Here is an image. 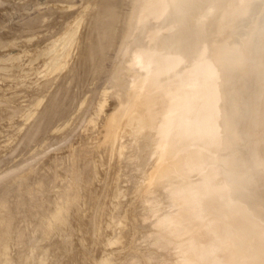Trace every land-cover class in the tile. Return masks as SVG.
Masks as SVG:
<instances>
[{
	"label": "rangeland",
	"instance_id": "rangeland-1",
	"mask_svg": "<svg viewBox=\"0 0 264 264\" xmlns=\"http://www.w3.org/2000/svg\"><path fill=\"white\" fill-rule=\"evenodd\" d=\"M158 1L157 0L156 1H154V0H0V212H2L4 214L3 215L1 213L0 215L6 216L5 217L6 220L4 219V221L6 222V225L4 224L5 222L3 221V219L0 216V220L2 221V223L0 222V224H4L5 229H6V230L2 229V228H4L2 226L0 227L3 230L2 231L0 229V235H1L0 236V244H2V243L5 244L6 241L9 240L10 242L9 241L8 242L11 243L9 245H12V246H10L12 248L9 249V251L12 250L11 256L9 255L10 253L5 251V250L8 251V249L5 248V246H9L8 244L3 245V249H5V250L0 249V251L3 252L2 255L7 254V255H9V257H11L10 259H12V260L7 261L6 260L7 255H3V257L1 255V257H0L1 261L0 262L5 260L6 263L11 264V262L13 261V257H15L17 261L14 258V260L16 262L14 261L15 263H13V264H18V262H19V264L20 263L26 264L27 261H29L28 264H33L34 262L36 263L37 260H39V261H37L39 264L43 261V259H41V257L42 256L44 257V255L46 254V253H42L43 251L48 253V255H45V257L49 256L51 258L50 259L49 257L48 258L46 257V259L47 260L49 259L50 262H46L45 264H83V263L89 264V262H91V260H92V262L94 260V262L99 264V261H101L102 259H103V263L101 262V264L108 263L107 260L109 261V264H110L113 262V259H115L114 262H116V259H118V258H123L124 263H122V264H141V262H140L141 257L140 256H143L142 259H145V258L148 259V262L146 259L144 260V262L147 264H192V262H194V257L188 256L186 250L182 249V246L180 247V243L183 244L184 241L189 240V238L191 239L192 235L191 236L188 235L187 233H189V232L182 233L183 231H181V232L179 231L178 233L171 234L172 233V226L169 223H171L173 221L172 216H176L175 214L173 215V213H175L174 209H175L176 203H178L177 201H175V198H173L174 193H173L172 186H166L168 188L164 187V189L162 187L153 186L152 187L153 193L152 192L151 193H142L138 190L139 185H141L143 183L142 181L145 180L143 175H145V174L147 175V173L151 170L150 167L151 168L153 167L152 165H154L156 157H155V154L150 152L151 149H150V147H148L151 144L150 140L149 139L145 140L141 136L142 132L140 133L141 130L139 129L140 124H139L138 120H135L133 118L129 119L130 117H133L132 114L134 112L132 113V110H130L128 113H126L128 109L123 107V105L125 106L126 103L128 104V102L126 101V97H127V93H128L127 89L128 88L130 89L131 87L136 86L138 84L137 81H140L138 79L139 76H141L143 74L142 75L143 77H148L149 75L147 76V74H150L152 71H154L156 66H158V65H160L162 67L164 66L162 71L160 70L158 78H156V79H158V81L163 80V81H161V83L166 82L167 84L164 83L166 85L162 86L164 84L160 85V82H158L159 84L157 83V91H155V89H154L153 93L157 92L156 94H158L159 93L158 90L161 87H163L164 89L163 88L162 89L165 90L166 87L169 85H170L169 87H171V86L174 87L176 85V82L174 83L173 82L174 80H172L173 77H175V78H173V79H175V81H176V77L180 78L181 76L182 77L180 79H182V78L188 79V77L191 73V71L188 72V70L190 68L189 66L191 63L190 59L194 58V56L196 57V59L200 58L202 63H200V62L199 63L202 65L203 68L206 69V72H204L202 69H198L200 76L206 75L205 76L206 79L216 83L215 84L216 88L214 89L215 98L213 97V99L216 101V104L219 105L221 112L217 113L220 110H218L219 107H216V109L212 110L208 121L206 123H204L205 124L204 128H201L202 125H200L201 123L199 122V124H197L196 127L188 129L189 131L185 130V131H187V132H185L186 134L183 132L182 138L187 139L188 141L189 140L192 141V138L196 139L197 136L202 137L201 132L203 130H206V133H208L209 131L212 132V133H210V136L215 133V135L212 136V137H215V143L208 145L205 143V141H203V142L198 141L196 143V145L194 144L192 146L195 149L198 148L197 149L198 151H195V149L191 147L195 151L196 155L200 157V163H199V166L197 168H194L195 171H197V172H195L194 169H192V170L190 169L189 171H186L184 173V175L187 177V179H190L193 182L199 181L203 188H204V186H206L205 187L206 196L208 197V195H210L212 200H214V199L217 200V201L214 200V204H219L218 203L219 198H221V201L224 204H226V201L224 200L225 198L226 199L228 198L229 201H231L232 199L233 200L235 199L234 201H240L239 203H243L244 206H250V209L254 204H261V203L257 202L256 200H253V197L250 196L251 194L249 193V190L247 188H245L241 182V178L243 175H242V168L239 165L238 155L243 150L241 149L240 141L238 139H236L237 138V135H236L237 131L234 134L233 133L234 131L232 130V127L235 125V122H236V119L234 117L236 115V113L234 110L238 106L236 107L235 104H233L231 108H233L234 110L233 109L230 110V108H229V105H231V103H233V102L236 103L235 99H236V95H237V93L235 94L234 89L231 90L232 88L229 86V84H231L234 80L237 82V80H236V76L235 75L232 76L233 74H232L231 70L228 69V68H230L229 66H231V65H229V64H231V61H230V63H228L229 57H227V58L225 57L228 55L231 44L233 43L234 38L236 36V32L239 31L241 26H242L241 25L242 19L250 17L252 12L254 11L253 6H257L256 2H255L256 0H227V2H223L222 6L220 5L222 3L220 1H226V0H218V1L217 0H214V1L213 0H189L188 3L185 2V4H187L188 7L185 4H182V6H180V4H177L182 0H180V1H177V0H175V1L170 0L169 1L168 0L169 2L172 3L171 5H170V3L163 5L162 3H164V2L160 3V1H162V0H158ZM163 1H165V3L168 2L167 0H163ZM85 2H86V4H85ZM156 2H157V4H160V7L166 6V7H163L165 10L163 8H160L162 11L159 10L156 6L157 5ZM180 3H182V2H180ZM217 3L219 5H217ZM173 4L176 5V8H174L173 11H175L177 9L181 10V7L185 8L182 11L184 16H182V17L180 16V15H182V13H180L179 10H177V11L180 13V15H176L177 11L171 12L170 9H167L170 7H175ZM100 5L102 7L104 5L105 8H103V9H106V7L107 8L108 7L114 8V12L116 14L117 19H116V23L114 24L115 28H114V35H113L112 39H111V37L108 38V41L105 39L107 43L109 42L108 47L106 46L108 49L105 47V49L103 50L104 54L102 53L101 54L102 56H100L101 58H99V60L97 61V60H95L97 57L96 56L92 57V55H88L87 50H89V49L85 50V48H88L91 46L90 44L93 43L91 41L95 40L93 38L97 39V35H95V37L91 35V34H95L96 30H98L93 25V22H95V19L97 17H101L103 19H106L105 17H109V16H107L108 14H106L107 11L106 10L103 11L102 8L99 7ZM168 5H170V6L168 7ZM150 6H152V7L155 6L156 8H154L153 10L151 8H149V9L145 8V7H150ZM219 6L222 7L224 9V11ZM94 7H95V9H100L101 13L99 11H96L94 9ZM209 7H210V9H209ZM143 8L145 10L149 11V13H150V14H148L149 17L151 16V18H152L153 17L152 15H155V19L154 18H152V19L159 21L156 24L153 20H151V21H153V24L155 23V25H157L158 27L162 26V28L164 27V29L166 28L165 26L168 25L167 29L169 32L167 30L165 31L164 29H162L165 31L164 32V31L160 30V28L158 29V27L155 28V25H152V24L150 25V22H149L150 18L148 17V15H146L147 17H144L145 14H143V12H141V11H144ZM203 8H205V10ZM215 8L218 11L214 12ZM91 9L94 10L93 14H96L95 16H97V17H95L94 15L93 16L95 18L91 17L92 15L89 16V14H91V13H89V11ZM92 10L90 12H92ZM171 10H172V8H171ZM158 11L160 13L161 12L166 13L167 18L164 16L165 15L164 13H162V15H161ZM97 12H99V16H98ZM204 13H205V15H203ZM225 13H226V15H225ZM242 13H244V14H242ZM142 14H143V16H142ZM156 14H160V15L157 16ZM170 14H172L173 16H171ZM85 15H88L89 19H88V16L86 17ZM103 15L105 17H103ZM169 16H171V18H168ZM176 16H180V17H178L179 21H177L175 19ZM213 16H216V17H213ZM219 16L221 17L220 19L218 18ZM85 17L87 18L86 19L87 23L85 22V19H84ZM159 17L163 18L162 21L164 20V22H160L161 18H159ZM146 18H147V20H146ZM183 18H185V19H183ZM231 18H232V20H230ZM91 19H93V22L91 21ZM88 20L90 23H88ZM107 20H108V18H107ZM170 20H172V22H170ZM181 20H183V21H181ZM143 21L144 22L146 21V22L144 23ZM177 22H179L183 26L179 25V23H177ZM181 22H183V23H181ZM146 23L150 27L155 28L154 29L155 34H156L155 35V43H153L154 39H152V36L154 34L153 31H149V33L148 32L145 33L142 31V29H144V31H146L145 28L147 29V27L144 28V26H143ZM89 24H91L92 27L89 26ZM162 24H165V26ZM170 24L173 25V27ZM177 24L179 25V27L178 26L176 27ZM212 24H214V25H212ZM214 26H215V28H214ZM87 27H90V28L87 29ZM150 27H148L149 30L151 29ZM169 28L171 31L169 30ZM176 28H178L181 31L177 30ZM229 28L231 29V31ZM86 30H88L91 34L89 35V32H87ZM91 30H92V32H91ZM211 30H213V31H211ZM85 31L87 33H85ZM141 31L143 32V34L141 33ZM161 31L164 34L163 36H166L165 41H163V42H161V40H162L161 38L157 39L158 34ZM229 31L232 33H230ZM137 32L140 33L141 35H144V37H146V42L141 41V37H140V35H138ZM167 32H168V35H166ZM176 33H179V34H176ZM84 34L87 37L84 38ZM134 34L139 36V38L137 36L138 41L136 40V38H134V36H135ZM145 34H149V35L152 34V36L149 37V39L151 38L152 41L149 40L147 38V35L145 36ZM170 34H173V36H171ZM187 34H189V35H187ZM159 36H161V35H159ZM163 36H161V37H163ZM168 36H170V37L168 38ZM87 38H89L91 40V41L89 39L86 40V42L89 41L90 44L85 43V39H87ZM133 38L135 39V41L137 43L140 41V42H144L146 44L148 43L147 45H149L148 47H147V45L144 46L146 48H144V51H142L143 47L141 44L138 43L139 45H141V47L139 46L136 48L139 49V51H140V49H142L141 50L142 55H139L138 53H140V52L136 50L138 52L137 53L138 56L135 55V56H137V58L136 57L133 58V56H132L133 54H136L134 52L135 49L133 47L137 46L136 45L137 43L133 41ZM180 38H182V39H180ZM163 39H164V37H163ZM214 39H215V41H214ZM168 40L170 42L173 41L174 42L173 45L177 44V45H175L176 47L180 46L182 48H179V49H178V47L176 48L175 46L172 45L173 42L168 43ZM132 42H134V44H132V45H134L133 47H131L132 45H130V43H132ZM149 42H152V44H149ZM164 42H166L165 45H164ZM85 44H88L89 46L85 47ZM127 45H128V47H127ZM150 45H151L152 50L149 48ZM195 45H197V47ZM153 46H155L154 49H153ZM158 46H159V49H158ZM161 46H163L166 49H171V48L172 49L174 48V49L167 51L166 49H163V47L161 48ZM127 48H129V49H127ZM132 49H133V51H132ZM156 49L159 51H157ZM226 49H228V50H226ZM125 50H126V52H125ZM129 50H131V52ZM76 51L77 52L79 51V53H77ZM172 51H176V52L179 51L180 54L176 53V52H172ZM197 51L199 54H197ZM73 52L75 53L74 54L75 58L77 57L76 56L77 54L85 56V58H83L81 56V59H80V55H79V58L76 59L77 61L72 60L74 58V56L72 55ZM89 52H90V50H89ZM132 52H134V53H132ZM151 52H153V54ZM124 53H125V56H122ZM144 53H147V54H144ZM130 54H132L131 55L132 57L130 56ZM169 54L174 55V56H176L175 54H178L179 56L171 57V55H169ZM123 57L128 58V59L124 58L125 59L124 61H127V63H130L128 65L132 64L133 68H132V66L127 67L126 62L123 63L124 62L122 60ZM144 57H147V58H144ZM165 57L167 59H165ZM177 57H179V59ZM180 57L183 59H180ZM222 57L226 58V60H224V61H226V63L228 65L223 61L224 58H222ZM88 58H90V59H88ZM92 58H94V59L92 60ZM78 59H80V60H78ZM142 59H146V62H144V63L145 64L150 63L152 68H150L149 64H147L146 66L142 65V63H143V62H141ZM130 60L131 61L133 60V61L130 62ZM139 61H140V63H139ZM170 61H172V63ZM62 62H64L65 66H62V64H63ZM75 62L78 63L77 68L75 65L73 67H74V69L76 68L77 71H76V69L74 70L71 67H70V70L66 69V66L68 64H70V63L74 64ZM168 62H170V63H168ZM176 62H179V64L182 63V65H183V66H181V65L178 66L179 70L181 69V70L187 71V72L183 73L184 77H183V75H181V76L178 75L181 72L177 71L178 67L176 64H178V63H176ZM184 62L186 63V65ZM137 63H139V64H137ZM213 63L215 65L214 67L216 69H218L219 72H216L215 69L212 67ZM225 64L228 67H226ZM72 65L70 64V66H72ZM139 65L142 67L140 68ZM171 65H173V67ZM169 66H171L173 69L170 68ZM180 66L182 68L183 67L184 68L182 69ZM53 67L56 71L53 70ZM59 67H60V69H58ZM83 67H84V69H83ZM123 67H125V68L123 69ZM145 67H146V69L150 68L152 70L147 69V71L149 72L148 73L147 71H145L146 70ZM217 67H219V68H217ZM223 67H225V68H223ZM48 68H49V70H48ZM126 68L128 70H126ZM72 69L75 73L72 71ZM134 69H137V70H134ZM226 69H228V71ZM64 70L65 71L68 70L67 72H65L67 74L68 73L71 74L73 72L74 76H75V74H76V76L78 75L77 79L73 78L72 74L67 75L64 73L65 75H63ZM82 70H83V72L81 74ZM122 70H124V71H122ZM127 71H129L128 74L132 73L131 75H129L131 78L127 76L128 74H125V72H127ZM137 72H139V73H137ZM230 72H231V74H229ZM214 73H216V74H214ZM222 73H224L225 75L229 74L228 76L229 77L232 76L233 79H230L228 76H224V74H222ZM61 75L65 76L64 79H67L68 76L69 77L72 76L74 81H72L73 79L70 80V86H69V83H66L69 80H66V82H64L65 80L63 79V77H61ZM66 75H67V77H66ZM81 75L83 78L81 77ZM168 76H171V77H168ZM214 77H216L218 80ZM226 77H228V78H226ZM163 78L164 79L166 78V80L168 78V80H170V81H168V80L167 81L171 84H168V82L166 80H164ZM220 78H223V79H220ZM128 79H130V80H128ZM180 79L177 81H183V79L182 80H180ZM228 79H230V80H228ZM61 80H63L65 85H67V87H69V88L65 89V87H64L65 85L63 84V82ZM77 80H79V81L77 82ZM126 80L128 81V85H125V83H124V82H126ZM71 81H72V83H71ZM235 81L233 83H236ZM226 82H231V83H226ZM59 83L60 84L62 83L61 85H62V88L64 87L65 93H60V91L62 92V90L58 89V88H61V85ZM145 83L147 84V82L145 81L143 85H146ZM129 84H131V85H129ZM172 84H175V85H172ZM221 84H223V86ZM158 85H160L159 89H158ZM226 85H227V87H230V88L225 87ZM126 86H127V88H126ZM231 86L234 87L235 84H231ZM169 87H168V89H169ZM173 87H171V89H173ZM222 87H224V88H222ZM225 88L228 90H231V91L227 92L228 90H226ZM218 89L221 92H223L222 90L225 89L224 91L226 92V94H225V92H223V93L220 92V94L223 96V98L220 94L219 95L221 96V98L218 95V92H219ZM58 90H59V92H58ZM66 90L70 92L69 98L71 99V101L68 100L69 98H65V97H68ZM86 90H88V91H86ZM233 92L235 95L232 94ZM85 93H87V94H85ZM61 94H65V97H63V95H62V97L57 96V95H61ZM217 96H218V98H217ZM224 96H226V97H224ZM56 97H59L58 98L59 100L56 99ZM53 98H55L56 101H54ZM60 98H65L66 100H68L69 101L68 104L67 103L64 104L63 102L65 99H62L63 101H61ZM105 98H106V100H105ZM227 98H230V99H227ZM79 99H81V100H79ZM49 100H51V101H49ZM225 100L226 101L229 100L227 102H231V103L226 104ZM230 100H235V101H230ZM46 101H49V102L47 103ZM60 101L62 103H60ZM101 101L103 102V104ZM217 101H220V103H218ZM59 103H60V105H59ZM61 104H64V106L67 108H65V107L63 108V105H61ZM45 105H47V106L44 107ZM49 105H53L52 109H54V110L49 108L50 107ZM99 105H101L102 107ZM117 105L120 107H123V108H121L122 111H124L123 113H120L121 110L118 108ZM206 105H207V102L205 101V107H206ZM236 105H238V104L236 103ZM60 107H62L61 110H60ZM95 107H97V109H98V110H96L97 112H99V108H101L100 110H102V112H100V114H95L94 113V110L96 109ZM42 108H45V111L42 112L43 114L41 113ZM47 108H49L48 112L51 109L52 110L51 112H53V114L55 112V115L52 116V113H48V117L46 118L45 116H47L46 115L47 114V112H46ZM116 108L119 109L120 112L117 111ZM81 109H82V111H81ZM228 110H230V112ZM56 111H59V112H56ZM226 111H228V112H226ZM232 111H233V114L235 113V115H233V116H231ZM37 112H39V113H37ZM223 112H224V114H222ZM57 113H58V115H57ZM112 113L116 114V117L114 118L115 123L113 122L114 123L113 126L119 125V127H113L112 132H114V133H111L112 137H110V138H108L106 136L107 134L104 137H102V136L97 137V134H99V133H100L99 135H104V129H105L104 125L106 124L107 119L109 118L110 114H112ZM227 113H229V114H227ZM41 114L45 115V116H42ZM90 114H92V115H90ZM126 114H128V115H126ZM129 114L132 116H130ZM188 114H187V117L190 116V114L189 115ZM216 114H218V115H216ZM219 114L220 115L222 114V115L219 116ZM25 115H27V116H25ZM124 115L126 117H124ZM82 116H84V117H82ZM128 116H130V117H128ZM217 116H219V117H217ZM24 117H27V118H24ZM92 117H93V119L90 120V118H92ZM232 117L234 120L231 121ZM32 118H34L33 121H32ZM50 119H52V120H50ZM94 119H96L97 121H95ZM36 120H37V122H38V120H40L39 124L36 123ZM44 120H46L45 123H43ZM92 120L94 121L93 127H91L92 126L91 124H90L91 126L88 125V121H92ZM127 120H129V121H127ZM51 121H52V123H51ZM134 121L138 122V124H135ZM216 121H218V122H216ZM128 122H131V123H128ZM231 122H233V124ZM40 123H42V124H40ZM102 123H104V125H102ZM125 123H128V124H125ZM217 123H219V124H217ZM43 124H45V126ZM132 124H134V126H132V128L127 126V125H132ZM33 125L34 126L40 125L44 128V130L42 127L40 129L36 128V129H39L36 132V131H34L36 129ZM135 125H138V126H135ZM40 126H37V127H40ZM216 126L218 128H216ZM100 127L103 128V132H102V129H100ZM197 127H200L199 133L196 132L198 130ZM206 127L208 129H205ZM117 128L118 129L121 128V130L119 129L120 130L119 131ZM135 128H136V130H135ZM212 128L215 130L213 131ZM128 129L133 130V131L130 132ZM216 129H217V131H216ZM220 129H222V130H220ZM115 130H117V131H115ZM123 130H125V131H123ZM39 131H41V132L39 133ZM44 131H45V133H44ZM136 131H138V132H136ZM122 132L125 133V134H123L124 136L119 137V134L120 133L122 134ZM133 132H135V133H133ZM216 132L217 133L219 132L220 134H218V136H217ZM127 133L132 134V135H127ZM170 133L167 135L169 142L171 141L170 140L171 138L169 136ZM44 134H46V135H44ZM113 134H116V136L113 137ZM194 134H195V136L193 137ZM187 135H189L190 138H188ZM223 135H225V136L227 135L229 137H224ZM125 136L126 137L131 136L130 138H132L133 140L129 139V138L127 139ZM124 137H125V140L127 139L126 140L127 142L124 141ZM212 137H210V138H212ZM223 137L225 138V140L218 142V139L222 140V139H224ZM75 138H77V139H75ZM99 138H101V140H103V141H101ZM111 139H113V140H111ZM228 139H229L230 143H228ZM99 141H101L100 142V143H102L101 145H103V143L106 142L105 145L107 147L108 146H111V147L113 146V147L112 148L111 147L105 148V146L102 147L100 145ZM151 141H152V139H151ZM193 141H195V140H193ZM147 142L149 145H147ZM110 143H112V144H110ZM218 143L222 144V145L219 146ZM122 144L124 147H121V146L118 147L119 145H122ZM125 144H127L130 147H125ZM74 145H75V147H74ZM195 146H197V147H195ZM222 147H224V149L226 148L225 149L226 151ZM102 148H105L106 151H103L104 149H102ZM109 148L111 150L113 148L114 149H113V151H109L110 150ZM123 148H124V150H122ZM126 150H130V151H128V154L126 153V155H128V156L121 159L123 157V155H125L123 152H127ZM215 150H218V151L215 152ZM121 151H123V152H121ZM103 152L104 153L113 152V153H111L109 156H107L108 153H107V155H105ZM115 152L117 153V155H115L116 154ZM214 153L218 154L217 156L215 154L217 159H215L214 155H212ZM119 155H121V158L119 157ZM209 155L213 157V161H210L212 158H209L210 157ZM114 156H116V159H113V158H115ZM151 156H153V157H151ZM248 156H250V155H247V158H248ZM118 158L121 160H118ZM153 158H155V159L153 160ZM202 158H204V159H202ZM214 159L217 161H215ZM117 160L119 161V163ZM204 160L206 162H204ZM216 163H217V165H216ZM218 163L223 164V165L221 166ZM119 164H120V166H119ZM203 166H206V167H203ZM112 167H114V168H112ZM199 167H201L199 169L200 171L196 170ZM208 167H210V168H208ZM123 168H124V171H122ZM114 169H115V171H114ZM201 170H202V172H201ZM211 170H214V171H211ZM190 171H192V172H190ZM209 171L212 174L207 173ZM115 172H116L115 175L117 177L114 175H112V176L116 178V181L114 180L115 178L113 179V178H111L112 176L110 177V175L112 173L114 174ZM200 172L201 173L204 172L203 173L204 176L200 175L201 174ZM227 173L229 174V176ZM125 174H126V176H125ZM207 175H209V176H207ZM233 175L235 178H233ZM205 176L208 178V180L206 179ZM210 176H213V177L211 178ZM236 176L239 178H237ZM230 177H232V178H230ZM68 178H73L75 180H81L82 185H83V182L87 185V188L82 187V188H84V190L86 189L85 193H84V191L81 192L85 195L81 194L82 197L80 195V198H82V201L85 203V205L83 204V202H82V204H80L81 202L78 203L79 204L78 207L82 205L81 207H79V208H81L80 209L81 214H80V217L75 216L77 218L79 217L80 219L85 218L84 219L85 222L83 220L84 224H82L83 222H80V219H79V221H76L77 223L75 222L76 224H78V222L81 223L80 224L81 227H78V228L82 229V232L85 233V239H84L85 241L82 239L81 235L78 234V236H79L78 238H80V240L83 241V242L81 241L82 244H80L79 243L80 240L76 238L77 235H75V234H77V233H75V231L72 233L71 230H69L70 227L72 228V231L75 230V228H77L76 227L77 225L75 226V224H73V225L71 224L75 228L70 226V225L68 226V224L67 225L61 224V226H60L59 221H57L53 218V213L57 209H61L63 212L68 209L69 213L68 212H64V213H68V215L70 217L74 216L75 213H76L75 215H77V212L80 211V210L75 209L77 212L76 211L74 212L72 209H69V208L66 209L67 206H71L69 204L75 198V194L71 188L72 186H74L73 185L74 180L73 181L71 179L67 180ZM138 179H140L142 181H140ZM211 179H213L212 181L214 182V184H216L215 182L218 181L217 185H214L212 181H209ZM110 180H114L115 182L110 183ZM200 180H202V181H200ZM67 181L68 182L72 181V183H70L72 186H70L69 183L67 184ZM138 183H140V184H138ZM210 183L212 184V186L210 185ZM108 184L109 185L111 184V186L113 185L116 187L115 191H118V195L116 194V192H114V190L112 191V188H114V187L109 188ZM226 184L228 186H226ZM237 184L239 186H237ZM76 185H78L79 187L82 186L79 183ZM135 185L137 188L135 187ZM219 185H221V186H219ZM208 186H211V188L208 189ZM134 187L137 189L136 191H135ZM217 187H221V190ZM213 188L220 190V191L223 190L224 192L226 191L225 193L223 191L222 192L224 193V195L226 193H228L227 195L229 197L228 196L222 197L223 194L221 195L220 191L218 192L217 190H213ZM109 189H110V191H109ZM210 189H212V190L210 191ZM228 189H229V191H228ZM212 191L215 193H219L221 197L218 196L219 194H215V193L213 194ZM111 193H114V197L111 196L112 195ZM209 193H211V194H209ZM236 193H237V195H236ZM239 193H242L244 196L242 194H239ZM120 195H121V197L127 196V198H130V199H128L129 201L128 200L125 201L126 197L122 198L124 200V202L126 204H128V206L127 207L125 206V207L130 211V215H129V211L127 214V211H125L124 206H122L125 204L124 202H122L123 200H118ZM83 196L86 199L83 198ZM215 196H218V198L217 197L215 198ZM104 197L107 198V201H106V199L104 200ZM112 197H113L114 203H115V201H117L116 202L117 204H120L122 202L121 206H122V208H124L122 210H124L123 212H126V215H124L125 213L119 214V213H122V212L118 211V210H120L119 209V207H121L120 205H117V207L116 208L114 207V209L112 208V206H110V205H112V204H110ZM108 198L110 199V201L108 200ZM222 198H224V199H222ZM243 198H244V200H242ZM83 199H85V200H83ZM105 201L107 203H105ZM131 201H132V204L131 203L129 204V202H131ZM170 201H172V202H170ZM102 202L104 204H107L105 209L107 211L111 210L112 216H114L113 215L114 213L112 210L118 209L115 211L116 214L118 213L119 216L121 215V217H123L122 219H120L117 216H115L118 219H120V221H121L120 223H122V225H124V226L126 225L125 226L126 228L125 229L123 228L124 229L123 230L122 227L119 228L120 226L114 227V228L117 227L116 229L119 228V230L122 229L121 231H123V232L126 229L129 230V231H125L124 233L119 231L120 235L119 234L116 235L118 238V236H121V233H123L122 236H124V234H126L124 236L125 239L122 238L123 242H122L121 238H118L121 240V241H119L116 238V236H113V239L114 240L117 239L119 242L118 243L112 242L111 241L112 237H110V236L116 234L115 233L116 230H114L112 228L113 234H111L112 231H110V229H108V228L104 229L103 228V227H106L105 226L106 224L104 225V223L102 221H106V220L109 221L111 214L109 215V212H106V210H104L102 208L105 206V205L101 204ZM227 202H228V200H227ZM231 203H233V201L230 202V204ZM9 204H10V207H8ZM83 205H84V207H83ZM130 205L132 207H130ZM235 205H236V203H235ZM235 205H233V206H235ZM221 206L222 205L220 204L219 207H221ZM233 206L230 205L229 209H232V208L235 209V207H233ZM11 207L15 210H13V209L9 210ZM78 207H76V208L78 209ZM82 207H83V209L84 208L85 209L83 210ZM107 207H110L111 209L107 208ZM128 207H130V208H128ZM217 207H218V205H216V206L214 205V208H213L214 211L213 212L215 214L220 212L222 207H224V206H222L221 208H217ZM71 208L74 209V207H71ZM215 209L216 210L218 209L220 211H218V210L216 211ZM238 209L239 208L235 209V211L236 210L238 211V213L236 212V214H239V217H241L240 211H244V210L243 209L238 210ZM71 210H72V212H74L73 214L71 213ZM100 210H103L105 212L100 211ZM84 211L86 213H84ZM222 211H223V209H222ZM99 212L102 215H103V213L108 215V219H107V217L104 218L105 216L104 217L102 215L99 216ZM200 212L198 213L197 219L195 220V223L193 226L197 227V225H199V223L206 222L208 219H209L208 222L211 225L214 224V221H215V219H214L215 215L214 214H212V213L209 214L210 212L205 211V210L200 211ZM79 213H78V215H79ZM82 213L86 214L87 218L84 217L85 215ZM233 213H235V212L231 211L232 215H233ZM81 215H83V216H81ZM128 215H129V217H127ZM211 215H214V218L210 217ZM234 216H236V218L238 217V215H234ZM70 217H69V219L66 218L67 223H69V220L71 219ZM101 217H103V219H106V220H103ZM115 217H113V218H115ZM124 217L126 218L125 220H124ZM77 218H76V220H78ZM117 218H115V219L117 220ZM72 219L73 220H70V221H71V223H74L75 220H74V218H72ZM110 219L112 220V218H110ZM115 221L113 223L118 225V223H116V222H118L119 220L116 222ZM124 221L125 222L127 221L126 224H124ZM175 221H176V219H175ZM163 222H165V224H163V225L159 224V223H163ZM106 223L110 224V222H106ZM175 224L178 225L177 223H175ZM65 225L69 228V229H67L69 231V233L66 229L57 228V226L64 227ZM82 225H85V227H84L85 230H84V228H82L83 227ZM99 225H100V227L103 226L102 228L104 229V232H103V230L100 231L101 228L98 227ZM112 226H113V224H112ZM161 226H163L164 228H162ZM67 227H65V228H67ZM97 227L99 228L98 230L96 229ZM107 227H109V226H107ZM109 228H111V227H109ZM193 228L191 230L192 232L194 231ZM57 229H59L58 231L63 230L64 232H67L69 235L67 233H61V232H60L61 234H59ZM80 229H77L79 231L78 233H80ZM106 229L108 231H106ZM12 230H13V233L11 232ZM77 230H76V232H77ZM95 230H97L96 232L100 231V232H103L105 234L107 232H111V233H107V235L111 234V235H109V239L111 238L110 241L114 245L111 243L108 244L106 242H103V241H107L108 239L102 240V242L105 243L107 248L105 247V245L102 242H99V243H102V245H104V247H105L104 249L101 248V245L96 243L95 240L99 241L101 239L99 237L103 236V238H106V237H104L105 234H103V233H101V234L96 233V236H99V235L100 236L97 238H95L96 236H94V238H95L94 241L92 239L93 242H90V240L87 238L86 235L88 233H90L93 236L95 233ZM130 231H132V232H130ZM134 231H135V233H134ZM196 231H198V230H196ZM196 231L192 234L193 235L194 234L195 235H201V236H205V237H207V235L204 233L209 232L207 229L206 230L200 229V233L196 234ZM245 231L248 232L247 230H245ZM10 232H11V235H9ZM70 232H71L72 236H73V234L76 236L75 237L76 240L72 239L74 237H72L70 235ZM127 233H129V234L134 233L135 235H133V234L129 235ZM80 234H83V233H80ZM7 236L8 237L11 236V237H9V239H8ZM61 236L65 237L64 238L65 243L61 242V240H63ZM69 236H71L72 238H70ZM127 236H133V237L128 238ZM153 236H154V238H153ZM182 236H184V237H182ZM59 237H61V238H59ZM66 237H68V238H66ZM88 237L91 238L90 235ZM69 238L71 239V241L74 240L75 243H72L70 240H68ZM83 238H84V234H83ZM126 238L128 239V242H130V244L133 242L132 243V244H134L133 248H135V249H133V248L131 249L130 247H128V248L131 249L132 252L135 251V253H137V254L132 253L134 255H128V254H131V250H129L126 246L121 245V246H123V248L120 246V243L121 242L124 243V240H125V242H127ZM178 238H179V240H178ZM3 239H4V241H2ZM58 241L61 243H59ZM192 241H193V239H192ZM252 241L253 240H251L250 242L252 243ZM76 242H77V244L79 243V246L82 247V249L85 248L86 251H87V249L90 248L88 250L90 252H87L88 256H86V257H90V255H91L90 258H85L84 255H87V253H83V251H81L82 249H80L79 246H77L78 248L75 246V248H77V249H75L74 251H75V254H77L76 252H78L79 251L78 249H80L82 254H79L80 251L78 254H79V256L82 255V256H80L81 257L80 259H82V260L79 259V256L77 257L78 254L75 257V254L73 253L74 251H72L73 248H71V247H74V244L77 245ZM84 242H86V244ZM89 242L91 243L90 245L88 244ZM259 242L260 241H258L257 243H259ZM70 243H72L73 246ZM93 243H95L96 245H99L100 247L96 246L95 244H94L95 246H92ZM107 244H108V246L111 244L112 246L111 245L110 246L114 249H116L117 248L116 246L118 245V247H120L123 250V252L125 251L126 248L128 250L124 253L122 252L123 253V256H122V253L116 252L118 250V248L116 251L114 250L115 251L114 252L113 249L111 250L110 246L109 247L107 246ZM132 244L130 246H132ZM54 245H57L59 248L58 247H56V248H58V249L61 248L60 246H63L62 249L57 250L60 255L58 254V252H54V251H53V253L51 252L52 256L49 254V252L51 250L55 249ZM124 245H129V243L124 244ZM1 246L2 245H0V247ZM95 247L103 249L102 251H104V252L100 251V249L95 250ZM136 248H139L140 252H142V253H139L138 249H136ZM105 250L106 251L108 250L110 252L109 253L107 251L109 258H108V256H105V254H106ZM136 250H137V252H136ZM60 251L63 253L66 251L65 254H69L68 255L69 258L67 257V255L65 256V259H67V261L64 259H61V258L59 259V257H62V256L64 258V255H65L63 253H60ZM70 252L72 253V255H70L71 254ZM100 252H101V254L103 253V256H101L99 254ZM111 252H113L114 255L111 254ZM40 253H42V254H40ZM54 253H56V256H53ZM89 253H91V254H89ZM94 253H97V255L99 254L98 256L99 257L101 256L100 258H102V259L100 260V258L96 257V255L94 257H96L97 259L92 257L93 256L92 254H94ZM115 253H116V255H118L117 253H119L121 255H118L119 257H117L115 255ZM125 253H128V254H125ZM61 254H63V255L61 256ZM141 254H143V255H141ZM27 255H29V256L27 257ZM40 255H41V257H39ZM32 256L34 257V259L32 258ZM71 256H72V258H71ZM73 256H74V258H76L75 261L73 260ZM55 257H58V258H55ZM104 257H107V259H104ZM112 257H115V258H112ZM77 258L79 261L84 260V262H81V263L76 262ZM40 259L42 261H40ZM46 259H44V260L47 261ZM85 259H87V260H85ZM109 259H112V261H110ZM69 260L71 262H69ZM120 260H122V259H120ZM104 261H106V263ZM141 261L143 264V260H141ZM73 262H75V263H73ZM117 262H116V264H117ZM3 263H5V262H3ZM93 263H91V264H93ZM118 264H121V262L119 261Z\"/></svg>",
	"mask_w": 264,
	"mask_h": 264
},
{
	"label": "bare ground",
	"instance_id": "bare-ground-1",
	"mask_svg": "<svg viewBox=\"0 0 264 264\" xmlns=\"http://www.w3.org/2000/svg\"><path fill=\"white\" fill-rule=\"evenodd\" d=\"M154 1H156V0H154ZM158 1V0H157ZM168 1V0H167ZM170 1V0H169ZM166 2L165 3V1H160V3H162V2H164V3H162L163 5H166L167 3L169 4L170 3V5L172 4L171 2ZM173 1H175V0H173ZM177 1H180V0H177ZM188 1L189 0H182V1H180V2H182V3H177V4H180V6H182V4H185V2H187L188 3ZM214 1V0H213ZM218 1V0H217ZM159 2V1H158ZM184 2V3H183ZM220 2H222L220 5L222 6V4H223V2H227V0L226 1H220ZM244 2V1H243ZM251 2V1H250ZM85 4H86V2H85ZM84 4V5H85ZM102 4V3H101ZM156 4H157V2H156ZM161 4V5H162ZM176 4V3H175ZM106 5V4H105ZM170 5H168V7L170 6ZM174 5V4H173ZM186 6H187V4H185ZM217 5H219L218 3H217ZM82 6V5H81ZM157 6V8L159 9V10H161L160 8H163V7H166V6H163V7H160V4H157L156 5ZM175 7H170V8H167V9H170V11L171 12H175V11H177V10H179L180 11V13H182V11L185 9V8H182L181 7V10L180 9H177V10H175V11H173V9L174 8H176V5H174ZM230 6V5H229ZM228 6V7H229ZM99 7H101L102 8V10L103 11H107V13L106 14H108L107 16H109V17H105L104 15H103V17H105L106 19H103V18H101V17H97V16H95L96 14H93V12H94V10H92V12H90L89 11V13H91V14H89V16H91V17H93V18H95V17H97L96 19H95V22H93V19H91V21L93 22V25L95 26V28H97L98 30H96V33L95 34H91L88 30H86L87 32H89V35L91 34L92 36H94L95 37V35H97V39L96 38H93V39H95V40H93V41H91L89 38H87V39H85V43H88V44H90V42L89 41H87L86 42V40H90L91 42H93L92 44H90L91 46L90 47H88L89 45L88 44H85V47L87 46L88 48H85V50H87V49H89L90 50V52H89V50H87L88 51V55H92V57L94 56H96L97 58L95 59V60H99V58H101L100 56H102L101 54L103 53V50L105 49V47L107 46L108 47V44H109V42L107 43L106 42V40L108 41V38H110L111 37V39H112V37H113V35H114V28H115V23H116V14H115V12H114V8H110V7H106V9H103V8H105L104 7V5H103V7L100 5ZM185 7V6H184ZM188 7V6H187ZM217 7V6H216ZM220 7V6H219ZM264 6H262V8H263ZM97 8V7H96ZM145 8H147V9H149V8H151L152 10L154 9V8H156L155 6L154 7H152V6H150V7H145ZM171 8H172V10H171ZM218 8V7H217ZM223 11H224V9L222 8V7H220ZM94 9H95V7H94ZM144 9V8H143ZM142 9V10H143ZM164 9V8H163ZM166 9V10H167ZM204 10H205V8H203ZM209 9H210V7H209ZM208 9V10H209ZM96 11H99L100 13H101V10L100 9H95ZM165 10V9H164ZM187 10V9H186ZM185 10V11H186ZM220 10V9H219ZM162 11V10H161ZM169 11V12H170ZM216 11H218V10H216V8H215V11L214 12H216ZM99 12H97V14H98V16H99ZM141 12H143V14H145V16L144 17H147L146 15H148V14H150L149 13V11H147V10H145L144 9V11H141ZM156 12V11H155ZM159 12V11H158ZM166 12V11H165ZM170 12V13H171ZM187 12V11H186ZM203 12V11H202ZM259 12V11H258ZM160 13V12H159ZM162 13H164V12H161L160 14L162 15ZM168 13V12H167ZM180 13L177 11V14L176 15H180ZM218 13V12H217ZM224 13V12H223ZM143 14H142V16H143ZM160 14H156L157 16H159ZM165 15V17L167 18V14L166 13H164ZM169 14V13H168ZM201 14V13H200ZM215 14V13H214ZM213 14V15H214ZM242 14H244V13H242ZM95 17H94V16ZM102 15V14H101ZM100 15V16H101ZM171 16H173L172 14H170ZM203 15H205V13L203 14ZM225 15H226V13H225ZM230 15V14H229ZM86 17L88 16V15H85ZM89 16H88V19H89ZM153 17L152 18H154L155 19V15H152ZM171 16H169L168 18H171ZM181 17L182 16H184V14L182 13V15H180ZM180 16H176V20L177 21H179V19H178V17H180ZM231 16V15H230ZM84 18L85 19V22L87 21L86 19L87 18ZM90 17V18H91ZM148 17H149V15H148ZM162 17V16H161ZM161 17H159V18H161ZM204 17V16H203ZM213 17H216V16H213ZM212 17V18H213ZM107 18H108V20H107ZM150 18V20H149V22H150V25L152 24V25H155V23L157 24V22H159V21H157V20H154V19H152L151 18V16L149 17ZM219 19L221 18L220 16L218 17ZM162 19L163 18H161L160 20V22H164V20L162 21ZM165 19V18H164ZM183 19H185V18H183ZM215 19V18H214ZM146 20H147V18H146ZM151 20H153L155 23L153 24V21H151ZM230 20H232V18L230 19ZM83 21V20H82ZM181 21H183V20H181ZM228 21V20H227ZM84 22V21H83ZM144 22V21H143ZM146 22V21H145ZM144 22V23H145ZM148 22V23H149ZM170 22H172V20H170ZM87 23V22H86ZM88 23H90L89 22V20H88ZM169 23V22H168ZM167 23V24H168ZM177 23H179V22H177ZM181 23H183V22H181ZM219 23V22H218ZM92 24V23H91ZM91 24H89V26H91L92 27V25ZM172 24V23H171ZM170 24V25H171ZM197 24V23H196ZM147 25V26H146ZM162 25H164L165 26V24H162ZM169 25V26H170ZM179 25H182V24H180L179 23ZM179 25L177 24L176 25V27L178 26L179 27ZM204 25V24H203ZM212 25H214V24H212ZM74 26V25H73ZM144 26V28L145 27H147V29L145 28V30L146 31H144V29H142V31L143 32H148L149 33V31H153L154 32V34H153V36H152V34L151 35H149V34H145V36L147 35V38L149 39V37H151L152 36V39H154L153 40V43H155V31H154V29L156 28V27H158L157 25H155V28H152V27H150L147 23L145 24V25H143ZM172 27H173V25H171ZM170 26V27H171ZM183 26V25H182ZM102 27V28H101ZM148 27H150L151 29L149 30L148 29ZM154 27V26H153ZM166 28L164 29V27L162 28V26H160V27H158V29L160 28V30H162V29H164L165 31L167 30L168 31V25H166L165 26ZM171 27V28H172ZM90 27H87V29H89ZM214 28H215V26H214ZM92 29V28H91ZM177 30H179L178 28H176ZM206 29V28H205ZM230 29V28H229ZM140 30V29H139ZM164 30H162V31H164ZM169 30H170V28H169ZM209 30V29H208ZM228 30V29H227ZM85 31V33H87ZM141 31V33L143 34V32ZM159 31V30H158ZM160 32L159 34H158V38L157 39H162L161 40V42H163V41H165V38H166V36H163L164 34H163V32ZM164 31V32H165ZM171 31V30H170ZM179 31H181V30H179ZM178 31V32H179ZM211 31H213V30H211ZM230 31H231V29H230ZM229 31V32H230ZM91 32H92V30H91ZM169 32V31H168ZM168 32H167V34L166 35H168ZM138 33V32H137ZM152 33V32H151ZM157 33V32H156ZM162 33V34H161ZM201 33V32H200ZM221 33V32H220ZM230 33H232V32H230ZM234 33V32H233ZM176 34H179V33H176ZM215 34V33H214ZM87 35V34H86ZM135 36H134V38H136V40L138 41V39H137V36L138 35H140V37H141V41H144V42H146V37H144V35H141L140 33H138V35H136V34H134ZM159 35H161V36H163L164 37V39H163V37H161V36H159ZM171 36H173V34H170ZM187 35H189V34H187ZM212 35V34H211ZM217 35V34H216ZM180 36V35H179ZM210 36V35H209ZM219 36V35H218ZM85 37H87V36H85V34H84V38ZM91 37V36H90ZM116 37V36H115ZM170 36H168V38H169ZM176 37V36H175ZM231 37V36H230ZM133 38V41L134 42H136L135 41V39ZM138 38H139V36H138ZM144 38V39H143ZM210 38V37H209ZM106 39V40H105ZM132 39V38H131ZM147 39V40H148ZM152 39L150 38L149 40H151L152 41ZM171 39V38H170ZM179 39V38H178ZM180 39H182V38H180ZM231 39V38H230ZM148 40V41H149ZM167 40V39H166ZM233 40V39H232ZM180 41V40H179ZM185 41V40H184ZM214 41H215V39H214ZM134 42H132V43H130V45H132V44H134ZM144 42H138L139 44H141L142 45V49H140V51H139V49H137L136 47H141V45H139L137 42V46H135V47H133L134 45H132L131 47H133L135 50H134V52L136 53V54H130V56L132 55L133 56V58L134 57H136L137 58V56H138V54L139 55H142V51H144V48H146V47H144V46H146L147 44L146 43H144ZM173 42V41H172ZM172 42H170L169 40H168V43H172ZM182 42V41H181ZM195 42V41H194ZM210 42V41H209ZM37 43V42H36ZM128 43V42H127ZM165 43L166 42H164V45H165ZM215 43V42H214ZM145 44V45H144ZM149 44H152V42H149ZM163 44V43H162ZM161 44V45H162ZM174 44V42L172 43V45ZM195 44V43H194ZM156 45V44H155ZM158 45V44H157ZM175 45H177V44H175ZM175 45H173V46H175ZM180 45V44H179ZM219 45V44H218ZM223 45V44H222ZM40 46V45H39ZM149 45H147V47H148ZM171 46V45H170ZM172 46V47H173ZM196 47H197V45H195ZM215 46V45H214ZM106 47V48H107ZM127 47H128V45H127ZM154 47L155 46H153V49H154ZM163 46H161V48H162ZM166 47V46H165ZM176 47V46H175ZM178 47V49L179 48H182V47H180V46H177ZM176 47V48H177ZM150 49H151V45H150V47H149ZM169 48V47H168ZM227 48V47H226ZM38 49V48H37ZM108 49V48H107ZM127 49H129V48H127ZM158 49H159V46H158ZM163 49H166V48H164L163 47ZM162 49V50H163ZM174 49V48H173ZM172 48L171 49H166L167 51L168 50H173ZM82 50V49H81ZM139 51L140 53H138L137 51ZM142 50V51H141ZM152 50V49H151ZM157 50V49H156ZM155 50V51H156ZM226 50H228V49H226ZM86 51V52H87ZM128 51V50H127ZM130 52H131V50H129ZM132 51H133V49H132ZM157 51H159V50H157ZM185 51V50H184ZM199 51V50H198ZM198 51H197V54H199L198 53ZM77 52V51H76ZM125 52H126V50H125ZM134 52H132V53H134ZM172 52H176V51H172ZM77 53H79V51L77 52ZM138 53V54H137ZM152 54H153V52H151ZM176 53H179V51L178 52H176ZM211 53V52H210ZM229 53V52H228ZM75 53L73 52V56H74V58H75V55H74ZM82 54V53H81ZM104 54V53H103ZM144 54H147V53H144ZM166 54V53H165ZM180 54V53H179ZM206 54V53H205ZM80 55V54H79ZM79 55L77 54L76 56V58L74 59H72V60H76L77 58H79ZM84 55V54H83ZM135 55H137V56H135ZM169 55H171V54H169ZM176 56H179L178 54H175ZM81 56L82 55H80V59H81ZM122 56H125V53L122 55ZM128 56V55H127ZM131 56V57H132ZM146 56V55H145ZM162 56V55H161ZM165 56V55H164ZM174 55H171V57H173ZM176 56H174V57H176ZM225 56V55H224ZM83 58H85V56H82ZM129 57V56H128ZM140 57V56H139ZM142 57V56H141ZM226 58L228 57V55L227 56H225ZM87 58V57H86ZM125 57H123V61L125 60V59H128V58H125ZM144 58H147V57H144ZM149 58V57H148ZM152 58V57H151ZM150 58V59H151ZM178 59H179V57H177ZM222 58H224V57H222ZM226 58H224L223 59V61L224 60H226ZM80 59H78V60H80ZM88 59H90V58H88ZM94 58H92V60H93ZM165 59H167L166 57H165ZM176 59V58H175ZM180 59H183V58H181L180 57ZM145 60V61H144ZM173 60V59H172ZM191 60V63H190V68H189V70H188V72L189 71H191V73H190V75H189V77H188V79L187 78H182L183 79V81H177V80H179L182 76L181 75H183V73L184 72H187V71H184V70H179V65H181V66H183L182 65V63L181 64H179V62L181 61H179V62H176V63H178V64H176L177 65V71H179V72H181L180 74H178L179 76H181L180 78L179 77H176V81H175V79H173V78H175V77H173L172 78V80H174L173 82L175 83L176 82V85L175 84H172V85H175L174 87L173 86H171V87H173V89H171V87H169V86H167L166 87V89L165 90H163L164 88L163 87H161L160 89H159V87H160V85L161 84H164V83H166V82H164V83H161V81H163V80H159L158 81V79H156V78H158V75H159V73H160V70L162 71V69L164 68V66L162 67V66H160V65H158V66H156L155 67V70L154 71H152L150 74H147V76L148 77H143L142 75L141 76H139V80L140 81H137L138 82V84L136 85V86H133V87H131L129 90L127 89V91H128V93H127V97H126V101L128 102V104L126 103V105L124 106L123 105V107H125V108H127L128 110H127V112L126 113H128L130 110H132V115H133V117H130V116H132V115H130V116H128V117H130L129 119H131V118H133V119H135V120H138V122H139V129L141 130L140 131V133L142 132V137L146 140V139H149L150 140V142H151V144H150V146H148V147H150V149H151V153H153V154H155V157H156V159L155 158H153V160L155 159V163H154V165H152L153 167L151 168L150 167V173L148 172L147 173V175L145 174V175H143L144 176V178H145V180L144 181H142V180H140V179H138V180H140V181H142L143 183L141 184V185H139V187H138V190L140 191V192H142V193H153V191H152V187L153 186H157V187H162L163 189H164V187L165 188H168V187H166V186H172V188H173V198H175V201H177L178 203H176V206H175V209H174V211H175V213H173V215L175 214L176 216H172V219H173V221L171 222V223H169L171 226H172V233L171 234H175V233H178L179 231L181 232V231H183L182 233H186V232H189V233H187L188 235H192V238L190 239L189 238V240H186V241H184L183 242V244L182 243H180V247L182 246V249H185L186 250V252H187V255L188 256H190V257H194V262H192V264H264V205L263 204H254L252 207H251V209H250V206H244V204L243 203H239L240 201H234L233 199L231 200V201H229V199L227 198H225L226 196H228L227 194L228 193H226L225 195H224V193L226 192H224L223 190V192L222 191H220L221 190V187H217V188H219L220 190H217V189H214L213 188V190H217L218 192L220 191L221 192V195H222V197L223 196H225L224 198H222V199H224L225 201H226V204H224L222 201H221V198H219V201H218V203L219 204H214V200H212V198L210 197V195H208V197L206 196V194H205V187L206 186H204V188L202 187V185H201V183L198 181V182H193V181H191L190 179H187V177L184 175V173L186 172V171H189L190 169L192 170V169H194V168H197L198 166H199V163H200V157L199 156H197L196 155V153H195V151H198L197 149H195L194 147H192L194 144L196 145V143L198 142V141H205V143L206 144H212V143H215V137H212L213 135H215V133L213 134V135H211L210 136V133H212V132H208V133H206V130H203L202 132H201V134H202V137H198L197 136V138L196 139H193L192 138V141L191 140H187V139H184V138H182V135H183V132L185 133V132H187V131H185V130H188V129H191V128H194V127H196L197 126V124H199V122L201 123L200 125H202V127L201 128H204V123H206L207 121H208V119H209V116H210V114H211V112H212V110L213 109H216V107H219V105L218 104H216V101L213 99V97L215 98V96H214V89L216 88L215 87V82H213V81H210V80H208V79H206L205 78V76L206 75H204V76H200V74H199V71H198V69H202L204 72H206V69L205 68H203L202 67V65L200 64V63H202V61L200 60V58L199 59H196V57L194 56V58H191L190 59ZM77 61V60H76ZM129 61V60H128ZM133 61V60H132ZM131 60H130V62H132ZM141 61V60H140ZM140 61H139V63H140ZM177 61V60H176ZM229 61V60H228ZM227 61V62H228ZM127 63V61H124L123 63ZM141 62H143L142 63V65H147V64H149L150 65V68H152L151 67V64L150 63H147V64H145L144 62H146V59H142V61ZM171 63H172V61H170ZM170 62H168V63H170ZM200 62V63H199ZM225 63H226V61H224ZM63 64H62V66H65V64H64V62H62ZM76 63V64H75ZM74 64L73 63H70L72 66H70V64H68L67 66H66V69H69L70 70V67L71 68H73L74 69V65L76 66V68H77V62H75ZM82 63V62H81ZM122 63V64H123ZM139 63H137V64H139ZM174 63V62H173ZM185 63V62H184ZM211 63V62H210ZM228 63H230V62H228ZM80 64V63H79ZM128 64H130V63H127V67H130V66H132V64L131 65H128ZM166 64V63H165ZM227 64V63H226ZM226 64H225V66H226ZM245 64H246V62H245ZM82 65V64H81ZM125 65V64H124ZM168 65V64H167ZM185 65H186V63H185ZM228 65V64H227ZM229 65H231V64H229ZM61 66V67H62ZM85 66V65H84ZM135 66V65H134ZM138 66V65H137ZM140 66V65H139ZM172 67H173V65H171ZM171 66H169L170 68H172ZM180 66V67H181ZM215 65H214V63L212 64V67L215 69V71L216 72H219L218 71V69H216L215 67H214ZM246 66H248V64H246ZM51 67V66H50ZM49 67V68H50ZM68 67V68H67ZM80 67V66H79ZM122 67V66H121ZM142 66H140V68H141ZM176 67V66H175ZM186 67V66H185ZM226 67H228V66H226ZM230 67V66H229ZM49 68H48V70H49ZM75 68V69H76ZM125 67H123V69H124ZM132 68H133V66H132ZM137 68V67H136ZM150 68H147V69H149V70H152V69H150ZM182 68V67H181ZM184 68V67H183ZM182 68V69H183ZM217 68H219V67H217ZM223 68H225V67H223ZM238 68H239V70H241V68L238 66ZM58 69H60V67L58 68ZM65 69V68H64ZM73 69H72V71H73ZM74 69V70H75ZM83 69H84V67H83ZM122 69V68H121ZM145 69H146V67H145ZM147 69L145 70V71H147ZM169 69V68H168ZM173 69V68H172ZM228 69H230V68H228ZM228 69H226L227 71H228ZM53 70L54 71H56L55 69H54V67H53ZM79 70V69H78ZM126 70H128L127 68H126ZM133 70V69H132ZM134 70H137V69H134ZM52 71V70H51ZM68 71V70H67ZM67 71H65L64 70V72H63V75H65V74H67V73H65V72H67ZM76 71H77V69H76ZM122 71H124V70H122ZM165 71V70H164ZM170 71V70H169ZM70 72V71H69ZM74 72V71H73ZM71 73L72 75H73V78H75V79H77V76H76V74H75V76H74V73ZM82 72H83V70L81 71V74H82ZM128 72L129 71H127V72H125V74H128ZM133 72V71H132ZM148 72V71H147ZM232 72V71H231ZM231 72L229 73V74H231ZM65 73V74H64ZM137 73H139V72H137ZM149 73V72H148ZM68 74H70V73H68ZM67 74V75H68ZM70 74V75H71ZM78 74V73H77ZM132 73H130V74H128L127 76L128 77H130L129 75H131ZM172 74V73H171ZM214 74H216V73H214ZM222 74H224V73H222ZM228 74V75H229ZM232 74H233V72H232ZM67 75H66V77H67ZM165 75V74H164ZM228 75H225L224 74V76H228ZM231 76V75H230ZM233 76V75H232ZM231 76V77H232ZM61 77H63V79L65 78V76H62L61 75ZM69 77V76H68ZM67 77V79H64L65 81L64 82H66V80H69L68 82H66V83H69V86H70V80H72L73 78H72V76H70L69 78ZM81 77H82V75H81ZM135 77V76H134ZM168 77H171V76H168ZM183 77H184V75H183ZM220 77V76H219ZM229 77V76H228ZM228 77H226V78H228ZM231 77H229L230 79H233V77L231 78ZM71 78V79H70ZM83 78V77H82ZM131 78V77H130ZM178 78V79H177ZM214 78H216V77H214ZM225 78V79H226ZM235 78V77H234ZM60 79V78H59ZM164 79V78H163ZM182 79H180V80H182ZM187 79V80H186ZM217 79V78H216ZM220 79H223V78H220ZM230 79H228V80H230ZM83 80V79H82ZM113 80V79H112ZM125 80V79H124ZM128 80H130V79H128ZM164 80H166V78L164 79ZM167 80H168V78H167ZM166 80V81H167ZM218 80V79H217ZM227 80V81H228ZM62 82H63V80H61ZM72 81H74V79L72 80ZM72 81H71V83H72ZM79 80H77V82H78ZM147 82V84L146 85H143L144 84V82ZM156 81V82H155ZM168 81H170V80H168ZM167 81V82H168ZM63 82V84L65 85V83ZM76 82V83H77ZM133 82V81H132ZM136 82V83H137ZM158 82H160V85H158V94H156L157 92H155V93H153V90L155 89V91H157V83ZM172 82V83H173ZM234 82V81H233ZM231 83V82H226V83H231V84H235V83ZM125 83V85H128V81L126 80V82H124ZM189 85H188V84ZM225 83V84H226ZM60 84V83H59ZM62 84V83H61ZM60 84V85H61ZM78 84V83H77ZM83 84V83H82ZM159 84V83H158ZM167 84V83H166ZM166 84H164V85H162V86H165ZM168 84H171V83H169L168 82ZM224 84V85H225ZM231 84H229V86L232 88L231 90H233L234 89V87L233 86H231ZM79 85V84H78ZM86 85V84H85ZM129 85H131V84H129ZM222 86H223V84H221ZM217 86V85H216ZM58 87V86H57ZM65 87V89L66 88H69V87H67V85H65L64 86ZM64 87L62 88V85H61V88H58V89H60V90H62V92L60 91V93H65L64 92ZM168 87H169V89H168ZM225 87H227V85L225 86ZM230 87H227V88H230ZM126 88H127V86H126ZM163 88V89H162ZM222 88H224V87H222ZM103 89V88H102ZM220 89V88H219ZM218 89V95L220 94V90ZM226 89V88H225ZM225 89H223L222 91L223 92H225L224 90ZM243 89V88H242ZM68 90V89H67ZM66 90V91H67ZM226 90H228V89H226ZM231 90H228L227 92H230ZM80 91V90H79ZM86 91H88V90H86ZM58 92H59V90H58ZM223 92H221V93H223ZM67 94H68V97H65V94H61V95H57V96H61L62 97V95H63V97H65V98H69V96H70V92L69 91H67L66 92ZM89 93V92H88ZM85 94H87V93H85ZM225 94H226V92H225ZM230 94V93H229ZM228 94V95H229ZM232 94H234V92L232 93ZM236 94V93H235ZM234 94V95H235ZM158 95V96H157ZM217 95V94H216ZM221 95V94H220ZM219 95V96H220ZM50 96V95H49ZM67 96V95H66ZM87 96V95H86ZM91 96V95H90ZM89 96V97H90ZM222 96V95H221ZM221 96H220V98H221ZM232 96V95H231ZM230 96V97H231ZM45 97V96H44ZM53 97V96H52ZM59 97H56V99H58ZM80 97V96H79ZM88 97V96H87ZM224 97H226V96H224ZM228 97V96H227ZM241 101H240V103H241V105H236V103L235 102H233V103H231V102H227V101H229V100H225L226 101V104L227 103H231V105H229V108H230V110L231 109H233V108H231L232 107V105L233 104H235V106L237 107V108H235L236 109V112H237V115H235V113L233 114V111H232V115L231 116H233V115H235L234 117H235V119H237V118H239V119H242V118H244L245 116H246V112H247V115L249 114V110L247 109V101H245V100H247V96L245 95L244 96V94H243V92H242V95H241ZM65 98H60V100L61 101H63L62 99H65ZM97 98V97H96ZM217 98H218V96H217ZM222 98H223V96H222ZM232 98V97H231ZM44 99V98H43ZM47 99V98H46ZM52 99V98H51ZM226 99V98H225ZM227 99H230V98H227ZM53 100L54 101H56L55 100V98H53ZM52 100V101H53ZM59 100V99H58ZM68 100H70L71 101V99L69 98ZM68 100H64V104L65 103H67L68 104ZM79 100H81V99H79ZM89 100V99H88ZM105 100H106V98H105ZM210 100V101H209ZM236 100V99H235ZM235 100H230V101H235ZM49 101H51V100H49ZM49 101H46L47 103L49 102ZM53 101V102H54ZM60 101V103H62ZM66 101V102H65ZM99 101V100H98ZM205 101L207 102V105H206V107H205ZM244 101H245V103H244ZM59 102V101H58ZM57 102V103H58ZM102 102V101H101ZM218 103H220V101H217ZM46 103V104H47ZM55 103V102H54ZM60 103H59V105H60ZM96 103V102H95ZM224 103V102H223ZM64 104H61V105H63V108L65 107L64 106ZM102 104H103V102H102ZM116 104V103H115ZM225 104V105H226ZM48 105V104H47ZM47 105H45L44 107H46ZM50 107L49 108H53L52 106L53 105H49ZM98 106V105H97ZM99 106H101V105H99ZM118 106V105H117ZM234 106V107H235ZM87 107V106H86ZM102 107V106H101ZM123 107H120V106H118V108L121 110V112H120V110L119 109H117V111H119L120 113H123L124 111H122V109L121 108H123ZM49 108H47V116H45V115H42L43 113V111H45V108H42V111H41V115L42 116H45L46 118L48 117V113H52V116L53 115H55V112H54V114H53V112H51L52 110H54V109H50V111L48 112V110H49ZM65 108H67V107H65ZM85 108V107H84ZM96 108V109H95ZM94 109V113L95 114H100V112H102V110H100L101 108H99V112H97L96 110H98L97 109V107H95ZM226 108V107H225ZM62 109V107H60V110ZM222 109V108H221ZM59 110V111H60ZM218 110H220V107H219V109ZM226 110V109H225ZM230 110H228L229 112H230ZM234 110V109H233ZM59 111H56V112H59ZM81 111H82V109H81ZM228 111H226V112H228ZM235 111V110H234ZM221 112V110L220 111H218L217 113H220ZM37 113H39V112H37ZM156 113V114H155ZM190 114V116H188L187 117V114ZM104 114V113H103ZM107 114V113H106ZM188 114V115H189ZM222 114H224V112L222 113ZM221 114V115H222ZM227 114H229V113H227ZM34 115V114H33ZM32 115V116H33ZM57 115H58V113H57ZM90 115H92V114H90ZM109 115V114H108ZM126 115H128V114H126ZM216 115H218V114H216ZM220 114H219V116H221ZM25 116H27V115H25ZM35 116V115H34ZM39 116V115H38ZM51 116V117H52ZM107 116V115H106ZM192 116V117H191ZM219 116H217V117H219ZM44 117V118H45ZM55 117V116H54ZM82 117H84V116H82ZM116 117V114L115 113H112V114H110V116H109V118L107 119V122H106V124L104 125V123H102V125H104V135H99V134H97V137H99V136H102V137H104L106 134V136L108 137V138H110V137H112L111 136V133H114V132H112V130H113V127H119V125L118 126H113L114 125V123H115V121H114V118ZM124 117H126L125 115H124ZM227 117V116H226ZM24 118H27V117H24ZM23 118V119H24ZM38 118V117H37ZM50 118V117H49ZM225 118V117H224ZM33 119L34 118H32V121H33ZM39 119V118H38ZM91 119H93V117L92 118H90V120ZM212 119V118H211ZM221 119V118H220ZM50 120H52V119H50ZM88 120V119H87ZM95 121H97L96 119H94ZM232 120H234L233 119V117H232V119H231V121ZM39 121L40 120H38V122H37V120H36V123H38L39 124ZM45 121L46 120H44V122L43 123H45ZM101 121V120H100ZM127 121H129V120H127ZM210 121V120H209ZM35 122V121H34ZM93 120L92 121H88V125H90L91 127H93ZM114 122V123H113ZM135 122V121H134ZM138 122H135V124H138ZM216 122H218V121H216ZM234 122V121H233ZM233 122H231L232 124H233ZM50 123V122H49ZM48 123V124H49ZM51 123H52V121H51ZM128 123H131V122H128ZM128 123H125V124H128ZM236 123V122H235ZM40 124H42V123H40ZM117 124V123H116ZM217 124H219V123H217ZM231 124V125H232ZM44 126H45V124H43ZM47 125V124H46ZM121 125V124H120ZM34 126V125H33ZM37 126H40V125H36V126H34L35 127V129L36 128H41L42 126H40V127H37ZM99 126V125H98ZM125 126V125H124ZM128 127H131L132 128V126H134V124H132V125H127ZM135 126H138V125H135ZM224 126V125H223ZM228 126V125H227ZM233 126V125H232ZM103 127V126H102ZM126 127V126H125ZM124 127V128H125ZM43 128V127H42ZM198 128V130L196 131L197 133H199V131H200V127H197ZM216 128H218L217 126H216ZM39 129H36V130H34V131H36L37 132V130H39ZM100 129H102V132H103V128H101L100 127ZM118 129V128H117ZM120 130H121V128H119ZM118 129V130H119ZM205 129H208L207 127L205 128ZM210 129V128H209ZM43 130H44V128H43ZM99 130V129H98ZM119 130V131H120ZM129 130V129H128ZM135 130H136V128H135ZM138 130V129H137ZM195 130V129H194ZM212 130L214 131L215 129H213L212 128ZM220 130H222V129H220ZM231 130V129H230ZM42 131V130H41ZM41 131H39V133L41 132ZM100 131V130H99ZM115 131H117V130H115ZM123 131H125V130H123ZM130 132L131 131H133V130H129ZM128 131V132H129ZM189 131V130H188ZM216 131H217V129H216ZM35 132V133H36ZM136 132H138V131H136ZM171 132V133H170ZM195 132V133H196ZM44 133H45V131H44ZM117 133V132H116ZM133 133H135V132H133ZM170 133V142L168 141V134ZM217 133V132H216ZM34 134V133H33ZM38 134V133H37ZM42 134V133H41ZM82 134V133H81ZM121 134V133H120ZM119 134V137L120 136H124L123 134H125V133H123L122 132V134L120 135ZM137 134V133H136ZM173 134V135H172ZM186 134V133H185ZM218 134H220L219 132L217 133V136H218ZM40 135V134H39ZM38 135V136H39ZM44 135H46V134H44ZM118 135V134H117ZM127 135H132V134H128L127 133ZM48 136V135H47ZM77 136V135H76ZM116 136V134H113V137H115ZM188 136V138H190V136L189 135H187ZM195 136V134L193 135V137ZM224 137H229V136H225V135H223ZM46 137V136H45ZM78 137V136H77ZM126 137V136H125ZM125 137H124V141H126L128 138L129 139H132V138H130V137H126L127 139L125 140ZM134 137V136H133ZM210 137H212V138H210ZM223 137V138H224ZM49 138V137H48ZM117 138V137H116ZM135 138V137H134ZM186 138V137H185ZM220 138V137H219ZM75 139H77V138H75ZM74 139V140H75ZM100 140H101V138H99ZM151 139H152V141H151ZM230 139V138H229ZM229 139H228V143H230V141H229ZM73 140V141H74ZM79 140V139H78ZM106 140V139H105ZM104 140V141H105ZM111 140H113V139H111ZM110 140V141H111ZM133 140V139H132ZM193 140H195V141H193ZM225 140V138L224 139H222V140H219L218 139V142L220 141H224ZM231 140V139H230ZM76 141V140H75ZM101 141H103V140H101ZM101 141H99V143L101 142ZM109 142V141H108ZM127 142V141H126ZM130 142V141H129ZM128 142V143H129ZM114 143V142H113ZM102 143H100V145H101ZM106 144V142H104L103 143V145H101L102 147L103 146H105V148H108V147H111V146H106L105 145ZM110 144H112V143H110ZM109 144V145H110ZM130 144V143H129ZM132 144V143H131ZM219 144V143H218ZM147 145H149L148 144V142H147ZM217 145V144H216ZM222 144H219V146H221ZM70 146V145H69ZM124 147L123 146V144L122 145H119L118 147ZM74 147H75V145H74ZM113 147V146H112ZM111 147V148H112ZM125 147H130V146H128L127 144H125ZM175 147V148H174ZM194 148L195 149V151L192 149V148ZM195 147H197V146H195ZM105 148H102V149H104L103 151H106L105 150ZM205 148V147H204ZM203 148V149H204ZM213 148V147H212ZM223 149H224V147H222ZM110 149V148H109ZM108 149V150H109ZM114 149V148H113ZM113 149L111 150H109V151H113ZM117 149V148H116ZM129 149V148H128ZM202 149V150H203ZM226 149V148H225ZM224 149V150H225ZM122 150H124V148L122 149ZM116 151V150H115ZM118 151V150H117ZM127 152H123V151H121V152H123L125 155H123V157L121 158V155H119V157L121 158V159H123L124 157H126V156H128V155H126V153L128 154V151H130V150H126ZM218 150H215V152H217ZM226 151V150H225ZM201 152V151H200ZM213 152V151H212ZM104 153V152H103ZM108 153V152H107ZM107 153H104L105 155H107ZM111 153H113V152H109L108 153V155L107 156H109ZM116 153V152H115ZM150 153V154H151ZM204 153V152H203ZM122 154V153H121ZM152 154V155H153ZM215 154L216 153H214V154H212V155H214V157H215V159H217V155L218 154H216V156H215ZM115 155H117V153L115 154ZM149 156V155H148ZM210 156V155H209ZM115 158H113V159H116V156H114ZM151 157H153V156H151ZM176 157V158H175ZM150 158V157H149ZM209 158H212L210 161H213V157L212 156H210ZM121 159H119L118 158V160H121ZM178 159V160H177ZM202 159H204V158H202ZM214 159V160H215ZM109 160V159H108ZM117 160V161H118ZM149 160V159H148ZM206 160V159H205ZM204 160V162H206ZM202 161V160H201ZM215 161H217V160H215ZM118 163H119V161H118ZM121 163V162H120ZM152 163V162H151ZM203 163V162H202ZM153 164V163H152ZM206 164V163H205ZM218 164H220V163H218ZM118 165V164H117ZM122 165V164H121ZM150 165V164H149ZM207 165V164H206ZM216 165H217V163H216ZM221 166L223 165V164H220ZM114 166V165H113ZM119 166H120V164H119ZM148 166V165H147ZM209 166V165H208ZM118 167V166H117ZM203 167H206V166H203ZM216 167V166H215ZM112 168H114V167H112ZM120 168V167H119ZM122 168V167H121ZM201 167H199L198 169H196V170H199ZM208 168H210V167H208ZM218 168V167H217ZM237 168V167H236ZM240 168V167H239ZM137 169V168H136ZM220 170V169H219ZM114 171H115V169H114ZM122 171H124V168L122 169ZM194 171H195V169H194ZM200 171V170H199ZM211 171H214V170H211ZM226 171V170H225ZM145 172V171H144ZM190 172H192V171H190ZM195 172H197V171H195ZM194 172V173H195ZM201 172H202V170H201ZM200 172V173H201ZM236 172V171H235ZM43 173V172H42ZM146 173V172H145ZM204 173V172H203ZM203 173H201L200 175H203L204 176V174ZM207 173H210V174H212L210 171L209 172H207ZM116 174V172L113 174H111L110 175V177L112 176V175H114V176H116L115 175ZM133 174V173H132ZM220 174V173H219ZM228 174V173H227ZM27 176V175H26ZM73 176V175H72ZM125 176H126V174H125ZM137 176V175H136ZM135 176V177H136ZM202 176V177H203ZM207 176H209V175H207ZM228 176H229V174H228ZM29 177V176H28ZM74 177V176H73ZM117 177V176H116ZM197 177V176H196ZM206 177V176H205ZM211 178L213 177V176H210ZM237 177V176H236ZM75 178V177H74ZM111 178H115V177H111ZM198 178V177H197ZM221 178V177H220ZM225 178V177H224ZM230 178H232V177H230ZM233 178H235L234 177V175H233ZM237 178H239V177H237ZM74 180L73 181V185L74 186H72L70 183H72V181H70V182H68L67 181V184L69 183L70 184V186H72L71 188H72V190H73V192H74V194H75V198L72 200V202L69 204V205H71V206H67L66 207V209L67 208H69V209H72L74 212L76 211V210H80L81 208H79V207H81V206H79L78 207V203H80V204H82V198H80V195L82 194V195H85V194H83V193H81L82 191H84V193H85V190H84V188H82V187H85V188H87V185L83 182V185H82V181L81 180H75V179H73V178H68L67 180ZM200 179V178H199ZM206 179L208 180V178L206 177ZM115 181H116V178L114 179ZM114 180H110V183L111 182H115ZM135 180V179H134ZM137 180V181H138ZM213 179H211V180H209V181H212ZM238 180V179H237ZM200 181H202V180H200ZM135 182V181H134ZM205 182V181H204ZM213 182V181H212ZM218 182V181H217ZM217 182H215L216 184H214V182H213V184L214 185H217ZM80 184V185H82V186H78V185H76V184ZM112 183V184H113ZM137 183V182H136ZM226 183V182H225ZM138 184H140V183H138ZM208 184V183H207ZM114 185V184H113ZM111 186V184L109 185L108 184V186H109V188L110 187H114V188H112V191L114 190V192H116V194L118 195V191H115V189H116V187L115 186ZM210 185L212 186V184L210 183ZM211 186H208V189L209 188H211ZM219 186H221V185H219ZM226 186H228L227 184H226ZM230 186V185H229ZM234 186V185H233ZM237 186H239L238 184H237ZM236 186V187H237ZM135 187H136V185H135ZM134 187V189H135V191L137 190L136 188ZM108 188V187H107ZM162 189V190H163ZM226 189V188H225ZM166 190V189H165ZM212 189H210V191H211ZM109 191H110V189H109ZM108 191V192H109ZM111 191V192H112ZM228 191H229V189H228ZM107 192V193H108ZM213 192V191H212ZM136 193V192H135ZM138 193V192H137ZM167 193V192H166ZM215 192H213V194H214ZM231 193V192H230ZM112 195L111 196H113L114 197V193H111ZM140 194V193H139ZM155 194V193H154ZM168 194V193H167ZM209 194H211V193H209ZM215 194H219V193H215ZM234 194V193H233ZM239 194H241V193H239ZM82 195H81V197H82ZM157 195V194H156ZM236 195H237V193H236ZM243 195V194H242ZM110 196V197H111ZM218 196H220V194L218 195ZM218 196H215V198L217 197L218 198ZM244 196V195H243ZM109 197V196H108ZM113 197L111 198V203L109 202L110 201V199L108 198V202L110 203V204H112V205H110L109 203V205L110 206H112V208L114 209V207L116 208L117 207V205H122V202H124V200L122 199V198H124V197H126L125 198V201H127L128 199H130V198H127V196H123V197H121V195L119 196V199L118 200H123L120 204H117L116 202L117 201H115V203H114V200H113ZM121 197V198H120ZM221 197V196H220ZM229 197V196H228ZM83 198H85L84 196H83ZM132 198V197H131ZM214 198V197H213ZM86 199V198H85ZM85 199H83V200H85ZM106 199V201H107V198H105L104 197V200ZM170 199V198H169ZM80 200V201H79ZM113 200V201H112ZM223 200V201H224ZM227 200H228V202H227ZM242 200H244V198L242 199ZM105 201V203H107ZM129 201V200H128ZM215 201H217V200H215ZM233 201V203H231L230 204V202H232ZM258 201V200H257ZM113 202V203H112ZM120 202V201H119ZM118 202V203H119ZM159 202V201H158ZM170 202H172V201H170ZM169 202V203H170ZM222 202V203H221ZM125 203V202H124ZM132 204V201L131 202H129V204ZM235 203H236V205H235ZM255 203V202H254ZM83 204L85 205V203L83 202ZM102 205H105L104 207H102L104 210H106L105 209V207L107 206V204H104L103 202L101 203ZM126 204V203H125ZM122 205V206H124V208H125V211H127V214H128V209L126 208L127 206H128V204H126V205ZM216 206V205H218V207L217 208H221L222 206H224V207H222V209H223V211H222V209H221V211L220 210H218V211H220V212H218L217 214H215L213 211H214V205ZM220 204L222 205L221 207H219L220 206ZM231 206H233V205H235V206H233V207H235V209H237V208H239V209H243L244 211H240L241 213H240V216L241 217H239V214H236V212L238 213V211L236 210L235 211V209L234 208H232V209H229L230 208V205ZM233 204V205H232ZM243 204V205H242ZM84 205H83V207H84ZM108 205V206H109ZM173 205V204H172ZM8 206V205H7ZM122 206L121 207H119V209L121 210H118V209H116V210H118L119 212H122V213H119V214H124V215H126V212H123L124 210H122V209H124V208H122ZM126 206V207H125ZM8 207H10V204H9V206ZM71 207H74V209L73 208H71ZM76 207H78V209L76 208ZM83 207H82V209H83ZM130 207H132L131 205H130ZM130 207H128V208H130ZM237 207V208H236ZM107 208H110V207H107ZM245 208V209H244ZM9 209V208H8ZM13 208L11 207L9 210H12ZM76 209V210H75ZM85 209V208H84ZM83 209V210H84ZM111 209V208H110ZM173 209V208H172ZM238 209V210H239ZM13 210H15V209H13ZM61 209H57V210H55L54 211V213H53V218L55 219V220H57V221H59V225L61 226V224L62 225H64V224H68V226L70 225V226H72L73 224H75V226L77 227V228H75L74 226H72V227H74L75 228V230H73L72 231V228L70 227V229L65 225L64 227H59V226H57V228H62V229H69V230H71V232L73 233L74 231H75V233H77V234H75V235H77V237L73 234V236L71 235V232H70V235L72 236V237H74V238H72L71 236H69L70 238H72V239H74V240H76V238L77 239H79L80 240V238H78L79 236H78V234L79 235H81V237H82V239L84 240L85 239V233L84 232H82V229H80V228H78V227H81V223H79L78 222V224H76L77 222L76 221H79V217H80V214H81V210L79 211V212H77V215H75L74 214V216H72V217H70L69 215H68V209L66 210V211H64V212H68V213H64L62 210L60 211ZM65 210V209H64ZM72 210H71V213L73 214L74 212H72ZM82 210V211H83ZM109 210V209H108ZM116 210H112L113 211V215L114 216H112V212H111V210L110 211H107L106 210V212H109V215L111 214V216H110V218H112V220L109 218V221H107L106 219H103V217L104 218H106L107 217V219H108V215H106L105 213H103V215L99 212V216H103V217H101L103 220H106V221H102L103 223H104V225L106 226V227H103V226H101L100 227V225L98 226L99 228H101L100 229V231L101 230H103V232H104V229L105 228H108V229H110V231H112V233L111 232H107V233H111V234H113V230H112V228L114 229V230H118L117 232L115 231V233L116 234H114V235H111V234H109V235H111L110 237H112V242H114V243H118L119 241H121L122 240V238H124V236L126 235V234H124V236H122V234L125 232V231H129V230H125L124 232L123 231H121L123 228L125 229L126 227V225L124 226V225H122V223H120L121 221H120V219H122L123 217H121V215L119 216V214L117 215L116 214ZM209 211L210 213L209 214H214L215 215V218H214V215H211L210 217H212V218H214L215 219V221H214V224H210L208 221H209V219L206 221V222H202V223H199V225H197V227L196 226H193L194 225V223H195V220L197 219V216H198V213L200 212V211ZM216 210V209H215ZM216 210V211H217ZM100 211H103V210H100ZM231 211H233V212H235V213H233V215L231 214ZM103 212H105V211H103ZM2 212H0V214H1ZM64 213V214H63ZM78 213H79V215H78ZM84 213H86L85 211H84ZM84 213H82V214H84ZM201 213V212H200ZM243 213V214H242ZM3 214V213H2ZM68 216H67V215ZM116 214V215H115ZM207 214V213H206ZM208 214V215H209ZM242 214V215H241ZM4 215V214H3ZM3 215H0L1 216V218L3 219V221H4V219L6 220V216H3ZM85 216L84 217H86V214H84ZM123 215V216H124ZM129 215H130V211H129ZM129 215L127 216V217H129ZM142 215V214H141ZM234 215H238V217L236 218V216H234ZM75 216H79L78 218L77 217H75ZM81 216H83V215H81ZM115 216H117L118 218H120V219H118L117 217H115ZM145 216V215H144ZM4 217V218H3ZM69 217L71 218L70 220H73L72 218H74V223H71V221L69 220V223H67V221H66V218H68L69 219ZM113 217H115V218H117V220L115 219V218H113ZM126 217V216H125ZM124 217V220L127 218H125ZM174 217V218H173ZM76 218L78 219V220H76ZM82 218V217H81ZM87 218V217H86ZM85 219V218H84ZM83 218L82 219H80V222H83V220H84ZM114 219V220H113ZM175 219H176V221H175ZM213 219V220H214ZM111 220V221H110ZM118 221V222H116V221ZM165 220V219H164ZM116 222V223H118V225L117 224H114L113 222ZM123 221V220H122ZM175 221V222H174ZM260 221V222H259ZM0 222L2 223V221L0 220ZM5 222V221H4ZM73 222V221H72ZM76 222V223H75ZM84 222H85V220H84ZM84 222L82 223V224H84ZM101 222V223H102ZM106 222H110V224H107ZM127 222V221H126ZM126 222L124 221V224H126ZM197 222V221H196ZM175 223H177L178 225H176ZM5 225H6V222L4 223ZM4 224H0V227L2 226V227H4V228H2V229H5V225ZM72 224V225H71ZM112 224H113V226H112ZM159 224H161V225H163V224H165V222H163V223H159ZM80 225V226H79ZM103 225V224H102ZM111 225V226H110ZM83 227L82 228H84L85 227V225H82ZM107 226H109V227H111V228H109V227H107ZM115 226H120L119 228H121L122 227V229L121 230H119V228L118 229H116V228H114ZM124 226V227H123ZM65 227H67V228H65ZM96 228L97 230L99 229V228ZM104 229H103V228ZM162 228H164L163 226H161ZM194 227V228H193ZM129 228V227H128ZM192 228L194 229V231L192 232L191 230H192ZM1 229V228H0ZM1 229V230H2ZM61 229V230H62ZM77 229H80V233H83L84 234V238H83V234H80V233H78L79 231L77 230ZM123 229V230H124ZM200 229H204V230H208L209 232H205L204 234H206L207 235V237H205V236H201V235H193L192 233H194L196 230H198V231H196V234H198V233H200ZM6 230V229H5ZM59 229H57V231H58ZM76 230H77V232H76ZM84 230H85V228H84ZM97 230H95V233H94V235L92 236L90 233H88L86 236H87V238L90 240V242H93L94 241V239L95 238H97V237H99V236H96V233L97 234H101V233H103V232H96ZM131 230V229H130ZM133 230V229H132ZM245 230H247L248 232H246ZM3 231V230H2ZM63 231V230H62ZM62 231H58L59 232V234H61V233H67V232H62ZM68 231V230H67ZM106 231H108L107 229H106ZM119 231L120 232H123V233H121V236H118V238H121V240L120 239H118L117 238V234H119ZM191 231V232H190ZM12 233H13V230L11 231ZM11 232H10V234L9 235H11ZM61 232V233H60ZM130 232H132V231H130ZM68 233H69V231H68ZM67 233V234H68ZM107 233L105 234V233H103V234H105V236L104 237H106V238H103V236L102 237H99V238H101L99 241L98 240H95L96 241V243L97 244H99V245H101V248H105L106 247V245H105V243H103V242H106V243H111V241H110V239H109V235H107ZM134 233H135V231H134ZM134 233H132L133 235H135ZM127 234H129V233H127ZM131 233L129 234V235H132ZM65 235V234H64ZM69 235V234H68ZM90 235V237L91 238H89L88 236ZM120 235V234H119ZM178 235V234H177ZM1 236V235H0ZM60 236V235H59ZM67 236V235H66ZM94 236H96L95 238H94ZM113 236H116V238L119 240H117L116 238V240H114L113 239ZM187 236V235H186ZM9 237H11V236H9ZM9 237L7 236V238L9 239ZM62 237V239L63 240H61V242H64V238L65 237H63V236H61ZM61 237H59V238H61ZM76 237V238H75ZM128 238H130V237H133V236H127ZM182 237H184V236H182ZM6 238V239H7ZM66 238H68V237H66ZM68 239V240H70L71 241V239ZM152 238V237H151ZM153 238H154V236H153ZM58 239V238H57ZM92 239H93V241H92ZM109 241H108V240ZM125 239V238H124ZM127 239V238H126ZM188 239V238H187ZM192 239H193V241H192ZM67 240V239H66ZM73 240V241H74ZM102 240H107V241H103L102 242ZM178 240H179V238H178ZM251 240H253L252 241V243L250 242ZM2 241H4V239L2 240ZM6 241V240H5ZM9 241V240H8ZM8 241H6V243L5 244H0V245H2L1 247H0V249H2V250H5V249H3V245H9V244H11V243H9ZM56 241V240H55ZM69 241V242H70ZM73 241H71L72 243H75V241L73 242ZM82 240H80V244H82V242H81ZM85 241V240H84ZM130 241V240H129ZM133 241V240H132ZM131 241V242H132ZM155 241V240H154ZM205 241V242H204ZM255 241V242H254ZM258 241H260L259 243H257ZM8 242V243H7ZM59 242V241H58ZM61 242H59V243H61ZM78 242V241H77ZM77 242H76V244H77ZM88 243L89 245L91 244V243ZM99 242H102L104 245H105V247H104V245H102V243H99ZM122 242H123V240H122ZM120 243V246L121 245H123V246H126L127 248L128 247H130L131 249L133 248V245L134 244H132V246H130L131 244H130V242H128V239H127V242H125V240H124V243ZM145 242V241H144ZM65 243V242H64ZM67 243V242H66ZM72 243H70V244H72ZM79 243L77 244V245H75L74 244V247H71V248H73V250L72 251H74L75 249H77L78 247L77 246H79ZM85 244H86V242H84ZM127 243H129V245H124V244H127ZM255 243V244H254ZM95 243H93V245L92 246H95L94 245ZM108 244H107V246H108ZM111 244H113V243H111ZM110 244V245H111ZM84 245V244H83ZM99 245H96V246H99ZM109 245V246H110ZM114 245V244H113ZM10 246H12V245H9V246H5V248H7L8 249V251L7 250H5L6 252H8V253H10L9 255L11 256V253H12V250H10L9 251V249H11L12 247H10ZM55 246V247H54ZM53 247L55 248L54 250H51L50 252H49V254L52 256V253H53V251L54 252H58L57 250H60V249H62V247L63 246H60L61 248L60 249H58L59 247L57 246V245H54ZM72 246H73V244H72ZM75 246L77 247V248H75ZM87 246V245H86ZM108 246V247H109ZM112 246V245H111ZM110 246V247H111ZM116 246V245H115ZM123 246H121L122 248H123ZM10 247V248H9ZM56 247H58V248H56ZM80 247V246H79ZM89 247V246H88ZM100 247V246H99ZM114 247V246H113ZM117 248H118V250H117V248L116 249H114V248H112L111 247V250L113 249V251L115 250H117L116 252H119V253H122L123 252V250L120 248V247H118V245L116 246ZM107 248V247H106ZM125 249V251L124 252H126L128 249ZM80 249H82V247H80ZM80 249H78L79 251H80ZM90 249V248H89ZM89 249H87V251H86V249L84 248V249H82L81 251H83V253H87V252H90V251H88ZM96 249H100V248H96L95 247V250ZM103 249H100V251H102ZM120 249V250H119ZM131 249H129V250H131ZM133 249H135V248H133ZM136 249H138V251H139V253H142V252H140V250H139V248H136ZM48 250V249H47ZM77 250V251H78ZM71 251V252H72ZM79 251L78 252H76L77 254L79 253ZM81 251H80V253L79 254H82L81 253ZM86 251V252H85ZM106 251V250H105ZM108 251V250H107ZM106 251V254H105V256H108V258H109V255H108V252ZM114 251V252H115ZM142 251V250H141ZM1 253H0V257H1V255H2V251H0ZM52 252V253H51ZM70 252V253H71ZM102 252H104V251H102ZM123 252V253H124ZM129 252V251H128ZM136 252H137V250H136ZM5 253V252H4ZM42 253H46L45 255H48V253L47 252H42ZM42 253H40V254H42ZM60 253H63V252H61L60 251ZM66 253V251L63 253V254H65ZM74 254H75V251L73 252ZM92 253V252H91ZM91 253H89V254H91ZM110 253V252H109ZM119 253H117L118 255H121V254H119ZM123 253H122V256H123ZM132 253H134V254H137V253H135V251H133L132 252V250H131V254H128V253H125V254H128V255H134V254H132ZM138 253V254H139ZM58 254H59V252H58ZM63 254H61V256L63 255ZM77 254H75V257H76V255ZM79 254L77 255V257L79 256ZM101 256H103V253L101 254V252L99 253ZM98 254V255H99ZM111 254H113V252H111ZM3 255H7V254H3ZM3 255H2V257H3ZM9 255H7L6 256V260L8 261H11L12 259H10L11 257H9ZM32 255V254H31ZM45 255H44V257H45ZM60 255V254H59ZM58 255V256H59ZM67 255V257L69 258V254H65L64 255V258H63V256L62 257H59V259L61 258V259H64V260H66L67 261V259H65V256ZM70 255H72V253L70 254ZM93 256L92 257H94L95 255H96V257H99L98 255H97V253H94V254H92ZM114 255V254H113ZM115 255H116V253H115ZM118 255H116L117 257H119ZM141 255H143V254H141ZM29 255H27V257H28ZM53 256H56V253H54V255ZM80 256H82V255H80ZM79 256V259L81 258ZM85 256V258H90L91 257V255H90V257H86V256H88V253H87V255H84ZM100 256V257H101ZM121 256V257H122ZM127 256V255H126ZM5 257V256H4ZM39 257H41V255L39 256ZM43 257V256H42ZM41 257V259H43V261L40 259V261H42L41 263L42 264H45L46 262H50V260L48 259H46V257L48 258L49 256H46L45 258L43 257L42 258ZM96 257H94L95 259H97ZM99 257V258H100ZM141 257V259H140V262H141V264H142V261L141 260H143V264H147V263H145L144 262V260L146 259H142V257L143 256H140ZM14 258L15 257H13V261L11 262V264H13V263H15L17 260H16V258H15V260H14ZM32 258L34 259V257L32 256ZM50 258V257H49ZM55 258H58V257H55ZM54 258V259H55ZM71 258H72V256H71ZM98 258V259H99ZM112 258H115V257H112ZM38 259V258H37ZM44 259H46L47 261H45ZM51 259V258H50ZM75 259L76 258H74V256H73V260L75 261ZM93 259V258H92ZM102 258H100V260H101ZM104 259H107V257H104ZM120 259H122V260H120ZM3 260V259H2ZM80 260H82V259H80ZM85 260H87V259H85ZM91 260V259H90ZM110 261H112V259H109ZM114 260L115 259H113V262L112 263H110V264H116V262H117V264L119 263V261L121 262V264L122 263H124L123 262V258H118V259H116V262H114ZM139 260V259H138ZM147 260V262H148V259H146ZM1 261V260H0ZM15 261V262H14ZM37 261H39V260H37ZM36 261V263L34 262L33 264H38V262ZM45 261V262H44ZM60 261V260H59ZM3 262H5L6 263V261L4 260V261H2V262H0V264H5V263H3ZM28 262L29 261H27V263L26 264H28ZM61 262V261H60ZM63 262V261H62ZM69 262H71L70 260H69ZM76 262H84V260L83 261H79L78 260V258H77V260H76ZM93 262H94V260H93ZM92 262V260H91V262H89V264H91V263H93ZM101 262L103 263V259L101 260V261H99V264H101ZM105 263H106V261H104ZM107 262L108 263H106V264H109V261L107 260ZM41 263H39V264H41ZM73 263H75V262H73ZM6 264H9V263H6ZM18 264H19V262H18ZM20 264H22V263H20ZM84 264V263H83ZM93 264H98V263H96V262H94Z\"/></svg>",
	"mask_w": 264,
	"mask_h": 264
},
{
	"label": "water",
	"instance_id": "water-1",
	"mask_svg": "<svg viewBox=\"0 0 264 264\" xmlns=\"http://www.w3.org/2000/svg\"><path fill=\"white\" fill-rule=\"evenodd\" d=\"M255 2L257 6H253L250 17L242 19L228 60L231 61L229 70L237 80H234L237 104L241 105L242 92L248 97L245 101L249 114L246 112L244 118H237L232 127L243 150L238 155L241 182L253 200L264 205V0ZM247 155L250 156L247 158Z\"/></svg>",
	"mask_w": 264,
	"mask_h": 264
}]
</instances>
